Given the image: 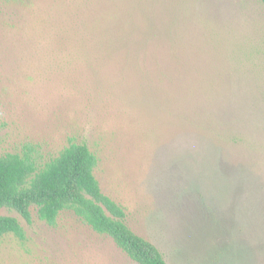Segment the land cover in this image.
Returning a JSON list of instances; mask_svg holds the SVG:
<instances>
[{
    "label": "rangeland",
    "instance_id": "rangeland-1",
    "mask_svg": "<svg viewBox=\"0 0 264 264\" xmlns=\"http://www.w3.org/2000/svg\"><path fill=\"white\" fill-rule=\"evenodd\" d=\"M168 264H264L261 0H0V155L70 143ZM0 264H136L70 211Z\"/></svg>",
    "mask_w": 264,
    "mask_h": 264
},
{
    "label": "trees",
    "instance_id": "trees-1",
    "mask_svg": "<svg viewBox=\"0 0 264 264\" xmlns=\"http://www.w3.org/2000/svg\"><path fill=\"white\" fill-rule=\"evenodd\" d=\"M264 3V0H261ZM97 159L86 143H70L38 165L31 149L0 155V208L16 213L31 225V210L38 220L55 226L62 211H70L93 232L106 236L136 264H168L148 239L126 222L119 204L102 193L93 175ZM24 238L19 219L0 215V237Z\"/></svg>",
    "mask_w": 264,
    "mask_h": 264
}]
</instances>
